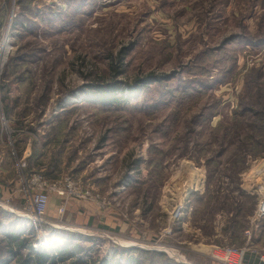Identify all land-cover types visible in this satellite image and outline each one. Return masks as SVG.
<instances>
[{
	"label": "rangeland",
	"instance_id": "rangeland-1",
	"mask_svg": "<svg viewBox=\"0 0 264 264\" xmlns=\"http://www.w3.org/2000/svg\"><path fill=\"white\" fill-rule=\"evenodd\" d=\"M262 94L264 0H0V264L263 258Z\"/></svg>",
	"mask_w": 264,
	"mask_h": 264
},
{
	"label": "built area",
	"instance_id": "built-area-1",
	"mask_svg": "<svg viewBox=\"0 0 264 264\" xmlns=\"http://www.w3.org/2000/svg\"><path fill=\"white\" fill-rule=\"evenodd\" d=\"M63 184L62 188H51L41 175L36 174H34L27 182L23 198L26 201V210L29 212V218L31 219L29 224L36 230L39 228L42 229L43 225L47 224V211L53 191L63 198L64 201V204L60 206L58 210L60 215H63L66 212V207L71 197H83L82 192L74 187V181L70 178ZM256 214L259 219H264V198L261 200ZM42 246H47V242L41 240L37 245H34V248L39 250V247ZM245 254L244 251L238 254L241 259L240 261L243 260ZM262 260L264 261V257Z\"/></svg>",
	"mask_w": 264,
	"mask_h": 264
},
{
	"label": "trees",
	"instance_id": "trees-1",
	"mask_svg": "<svg viewBox=\"0 0 264 264\" xmlns=\"http://www.w3.org/2000/svg\"><path fill=\"white\" fill-rule=\"evenodd\" d=\"M139 83V82H138ZM260 103L261 104H263L264 105V95L262 94V96H261V99H260ZM255 124H253L252 125V128H255L256 130H260V132L259 133H262L263 131H264V114H263V112H258L257 113V118H256V120H255V122H254ZM253 134H249L248 135V138L247 139H245V140H243L244 142H243V145H248L249 147H250V149L251 150H253L252 148H251V146H253V145H255L256 143H255V141H254V139H253ZM262 142H264V136H262L261 138H259L258 140H257V143L259 144V143H262ZM257 146V145H256ZM242 151V150H241ZM240 151V153H239V155H237L236 157H235V159H237L238 158V160L239 161H242V162H244V159H245V157L247 156V155H249L248 153H249V151L248 152H246V151H243V152H241ZM234 164H237V161L236 162H234ZM241 166L242 165H244V164H240ZM236 166H234V168H235ZM213 173V172H212ZM213 175H215L214 173H213ZM233 228H235V229H242V226H240V224L238 225V226H233ZM105 229H109L108 227H106ZM8 245H11L12 246V244L10 243H8ZM32 253L33 254H30V256L28 257L29 258V261H30V259H31V261H32V263L33 264H55V256L53 255H51L50 253H47L46 251H36V252H34L33 250H32ZM61 260L63 261L64 259L63 258H61ZM27 263H28V260H27ZM164 264H171V263H169V262H166V263H164Z\"/></svg>",
	"mask_w": 264,
	"mask_h": 264
},
{
	"label": "water",
	"instance_id": "water-1",
	"mask_svg": "<svg viewBox=\"0 0 264 264\" xmlns=\"http://www.w3.org/2000/svg\"><path fill=\"white\" fill-rule=\"evenodd\" d=\"M244 261L246 264H264L261 256L254 253H246L244 255Z\"/></svg>",
	"mask_w": 264,
	"mask_h": 264
},
{
	"label": "crops",
	"instance_id": "crops-1",
	"mask_svg": "<svg viewBox=\"0 0 264 264\" xmlns=\"http://www.w3.org/2000/svg\"><path fill=\"white\" fill-rule=\"evenodd\" d=\"M52 209H53L52 206H50V207L48 208L49 213H51V215H52V213H53ZM47 213H48V211H47Z\"/></svg>",
	"mask_w": 264,
	"mask_h": 264
}]
</instances>
